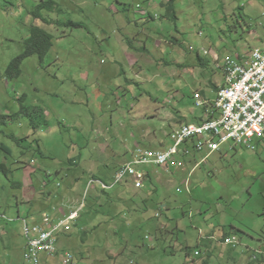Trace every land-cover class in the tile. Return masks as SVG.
Segmentation results:
<instances>
[{
  "label": "rangeland",
  "instance_id": "obj_1",
  "mask_svg": "<svg viewBox=\"0 0 264 264\" xmlns=\"http://www.w3.org/2000/svg\"><path fill=\"white\" fill-rule=\"evenodd\" d=\"M161 1L0 0V115L18 113L25 95L49 123L33 129L22 118L0 128V145L12 150V157L0 151V161L13 170L9 178L0 173L1 263L29 264L22 223L2 215L39 219L57 207L62 216L84 203L72 230L58 235V255L41 264H64L62 250L72 264H264L257 255L264 253V136L253 139L254 149L231 142L223 156L203 162L200 154L187 169L197 154L177 156L168 172L144 169L150 179L140 191L127 182L108 197L88 185L92 177L110 183L137 147L171 149L173 133L201 124L216 100L210 84L224 80L223 61L264 48V0H176L177 19ZM71 21L83 28L67 27ZM34 28L51 35L52 48L43 62L24 60L10 80L5 71ZM12 135L28 138L25 149ZM12 181L23 187L12 189ZM229 231L240 242L236 261L221 242ZM187 248L201 257H188Z\"/></svg>",
  "mask_w": 264,
  "mask_h": 264
},
{
  "label": "built area",
  "instance_id": "obj_2",
  "mask_svg": "<svg viewBox=\"0 0 264 264\" xmlns=\"http://www.w3.org/2000/svg\"><path fill=\"white\" fill-rule=\"evenodd\" d=\"M219 70L224 85L218 90L215 109L206 112L201 124H184L176 130L172 135L175 145L169 150L153 151L137 147L133 160L120 167L110 183L92 177L88 182L89 187L97 185L98 189L108 191L129 182L140 191L149 179L144 169L164 168L168 172V165H177V156L184 158L193 152L197 154L193 159L202 154L205 162L210 155L218 153L222 145L231 142L246 150L254 149L253 139L264 136V48H253L250 56L240 61L226 58ZM177 192L183 193L180 189ZM84 207L83 203L80 208L69 210L68 214L57 220L50 213H44L39 219H14L7 214L1 217L6 222L17 220L22 223L21 232L27 243L24 259L29 264H41L43 256H56V236L72 229V223L80 217ZM221 242L233 249L240 246L235 237H227ZM70 259L65 253L63 263L69 264Z\"/></svg>",
  "mask_w": 264,
  "mask_h": 264
},
{
  "label": "trees",
  "instance_id": "obj_3",
  "mask_svg": "<svg viewBox=\"0 0 264 264\" xmlns=\"http://www.w3.org/2000/svg\"><path fill=\"white\" fill-rule=\"evenodd\" d=\"M161 2H162L161 3L162 6L167 9V12H168L169 16L171 17V19H173L172 17H175V19H177V15H176L177 12H176L174 4H173V3L176 2V0H163ZM148 3L149 2H146L145 4L149 5ZM48 6L49 5H46V7H48ZM137 10L141 11V12H144L141 9V7H138ZM36 16H37L36 18H38V19H43V17L41 15H39V14H37ZM149 17H151V15H149ZM152 20H153V18H152ZM44 22H46V21L44 20ZM66 26L67 27H71V28H76V29L83 28L81 24L75 23L73 21L68 22L66 24ZM51 48H52V37H51V35L49 33H47L44 29H41V28L32 29L30 37L24 43V51L19 56L14 58L10 62L9 66L7 67V69L5 71L6 77L8 79H10V80L19 78L20 75H21V70H20L21 69V65L24 62V60H26L29 57L35 56V57L38 58V60L40 62H43V59L47 56V54L49 53ZM200 65L204 66V63L202 62V60H200ZM211 87L210 88L212 89L214 94L217 96V93H218V90L220 89V87L218 89L215 86H211ZM25 100H26L25 95H21L20 99H19L20 111L18 113L11 114V115H0V128L8 126L10 122L19 121L22 118L29 119V123L31 124L33 129H37V128H40V127H47L49 125L48 121L46 120V115H45L44 111L40 107H36V106L27 107L25 105ZM209 101H210V102H208L209 105L206 107L207 109L203 108V116H206V112L210 108L215 109L214 102L216 100L209 99ZM11 138L14 140V142L16 144H19V146L21 145L20 147L25 149L23 147L22 143H25L28 140V138H19L16 135H12ZM0 151H5L7 153V157L8 156L12 157V150L10 148L6 147V146L0 145ZM24 154H25V152L21 153V155H24ZM0 173H3L7 178H9V174H12L13 170L9 169L7 164H5L2 161H0ZM50 174H51V171L49 172V175ZM113 178H114V176L111 178V180ZM102 181L105 182L106 180L102 179ZM12 184H13V186L11 187L12 189H14V188L19 189V188L23 187V185L21 183H18V182L12 181ZM4 188L5 187H3L2 190H4ZM98 190L102 191L100 189H98ZM108 193L109 192H107V191H102L101 194L110 197V195ZM55 198L59 199V196L57 195V196H55ZM94 199H96V196H94ZM68 212L67 213H62V216H60L59 213H58L57 207H51V212H47V213L52 214L54 220H57V219H61V217H63L64 215L68 214ZM27 217H29V216H27ZM7 224H9V223H7ZM99 226H100V224H96L97 228ZM72 228H73V226H72ZM70 231L63 232V234H60V235H67ZM120 231L121 230L119 229L118 231L115 232V234L118 235ZM230 232L231 231H229V233ZM85 233H87V232L86 231L82 232L81 236L83 235V237H85L86 236ZM229 233L228 232H223L221 240L224 241L230 235ZM1 235H2V233H1V230H0V236ZM59 237L56 236V244L59 242ZM231 237H233V236H231ZM238 247L239 246H237L235 249H237ZM229 249H230V252H231V255L229 256V258L232 259L233 261L238 260L235 257L236 250L233 249L232 247H229ZM189 250H190V248H187V256L188 257H190V256H194L196 258H197V256L201 257V254H200V256L198 255V253H201V252H196L195 254L192 255L193 252L189 251ZM59 252L60 251L58 249L56 256L58 255ZM62 252L64 254L67 253L70 256L71 259L69 260V264H72L73 256L70 253H68L67 250H62ZM263 254L264 253H261V252L257 253V255H263ZM257 255L254 256L253 259L250 258V260L253 261V262L254 261H259L258 258H257ZM143 261L148 263L147 259L146 260L144 259ZM131 262H132V264H134L133 260ZM0 264H3V263H1V261H0Z\"/></svg>",
  "mask_w": 264,
  "mask_h": 264
},
{
  "label": "crops",
  "instance_id": "obj_4",
  "mask_svg": "<svg viewBox=\"0 0 264 264\" xmlns=\"http://www.w3.org/2000/svg\"><path fill=\"white\" fill-rule=\"evenodd\" d=\"M141 21H143V19H141ZM127 42L128 43H130V40L129 39H127ZM146 47V46H145ZM128 49L129 50H132V51H134L135 49H136V47L134 46V45H130L129 47H128ZM137 51V50H136ZM143 51H147V49L145 48V50H143ZM135 52V51H134ZM127 54L128 55H130V56H132V57H135V55L133 54V53H131V52H127ZM215 83V84H214ZM213 84H210L211 86H215L217 89L219 88V87H221V86H223L224 85V80L219 84V85H216L217 84V82H214ZM210 86V87H211ZM212 88V87H211ZM203 118H204V116H202L201 117V120H203ZM229 145L230 144H227V145H225V146H228L229 147ZM216 156H223V155H221L220 153H217V154H215ZM215 155H213V156H215ZM201 157H196L195 159H193L192 161H187L186 162V164L184 165V167L186 166V169L188 168V167H191L195 162L194 161H197V162H199V159H200ZM200 164V163H199ZM180 166H183V165H180ZM186 171V170H185ZM113 177V176H112ZM99 192V191H98ZM98 194V193H97ZM97 198H99V195H96V201H97ZM229 233V232H228ZM228 237H231L230 235L228 236ZM209 242V241H208ZM147 261L149 262V259H147Z\"/></svg>",
  "mask_w": 264,
  "mask_h": 264
},
{
  "label": "clouds",
  "instance_id": "obj_5",
  "mask_svg": "<svg viewBox=\"0 0 264 264\" xmlns=\"http://www.w3.org/2000/svg\"><path fill=\"white\" fill-rule=\"evenodd\" d=\"M222 87V86H221ZM220 87V88H221ZM7 215H9V214H7ZM10 217H12L11 215H9ZM20 217H22V216H18L17 218H15V217H12V218H14V219H18V218H20ZM27 217V216H26ZM27 218H29V217H27ZM32 218V217H31ZM30 219V218H29ZM17 221V220H16ZM16 221H14V222H16ZM19 222V221H18ZM6 223H9V224H12L13 222H6ZM21 236H22V232H21ZM22 238L25 240V238L22 236ZM211 238V237H210ZM209 238V239H210ZM214 238V237H213ZM212 240V239H211ZM239 241V240H238ZM26 240H25V249H26ZM25 253V252H24ZM23 257H24V254H23ZM25 260V259H24ZM26 262V261H25ZM41 262H42V260H41ZM26 263H28V262H26Z\"/></svg>",
  "mask_w": 264,
  "mask_h": 264
}]
</instances>
